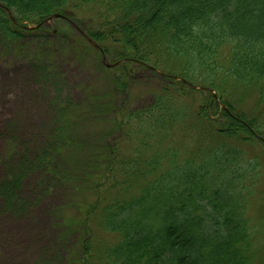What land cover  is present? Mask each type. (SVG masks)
<instances>
[{
    "label": "trees",
    "instance_id": "obj_1",
    "mask_svg": "<svg viewBox=\"0 0 264 264\" xmlns=\"http://www.w3.org/2000/svg\"><path fill=\"white\" fill-rule=\"evenodd\" d=\"M69 7L96 15L71 44L111 65L118 92L134 67L165 82L146 107L111 106L108 128L119 135L88 154L58 127L63 149L52 146L43 164L65 147L87 164L66 221L91 237L87 222L99 216L116 236L110 264H264L252 257L253 209L264 202L263 190L252 199L264 168V0H0V33L38 35ZM18 173L0 183L4 211L18 201ZM92 258L87 243L76 262Z\"/></svg>",
    "mask_w": 264,
    "mask_h": 264
},
{
    "label": "rangeland",
    "instance_id": "obj_2",
    "mask_svg": "<svg viewBox=\"0 0 264 264\" xmlns=\"http://www.w3.org/2000/svg\"><path fill=\"white\" fill-rule=\"evenodd\" d=\"M66 13L67 18L46 20L38 35L16 41L0 33V183L9 172L25 170L17 203L10 211L0 208V264H70L73 258L81 264L76 259L87 243L90 264H110L105 252L116 236L106 232L99 216L87 222L91 237L82 226L66 221L83 192L86 161L68 153L70 147L50 163L43 164L42 158H51L52 146L63 149L58 127L65 125L70 137L85 143L87 154L93 143L107 144L119 135L108 128L111 106L146 107L165 82L156 69L134 67L125 93L118 92L115 76L104 69L108 62L99 60L85 42L80 49L71 44L73 37L96 27V15L71 7ZM65 112L72 116L63 124ZM128 151L129 144L120 146L121 153ZM256 185L252 199L264 191V168ZM252 224L258 232L252 257L259 261L264 258V238L259 237L264 234V202L253 209Z\"/></svg>",
    "mask_w": 264,
    "mask_h": 264
}]
</instances>
